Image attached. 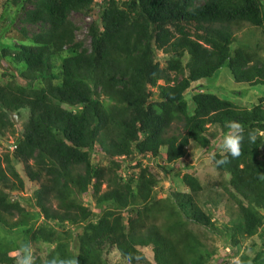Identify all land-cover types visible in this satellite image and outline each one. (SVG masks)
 <instances>
[{
    "label": "trees",
    "instance_id": "16d2710c",
    "mask_svg": "<svg viewBox=\"0 0 264 264\" xmlns=\"http://www.w3.org/2000/svg\"><path fill=\"white\" fill-rule=\"evenodd\" d=\"M9 7L32 30L0 44V60L18 71L0 82V136L16 138L0 155V264H17L23 245L40 244L45 255L33 252V264H110L115 252L124 264H211L218 248L190 226L220 233L223 248L237 249L229 261L259 236L261 246L238 264H264V95L239 107L206 80L228 67L236 83L264 85V0H4ZM74 16L92 18L90 47L77 40ZM244 25L260 31L255 46L236 38ZM23 113L16 137L12 115ZM227 121L243 127L241 151L218 165L213 145ZM174 124L182 131L171 134ZM191 143L212 147L214 180L180 172L188 192L156 200L163 180L144 162L175 165ZM97 153L103 160L94 163ZM19 167L36 185L31 223H11L31 217L13 198L26 188ZM224 205L233 214L220 230L213 209Z\"/></svg>",
    "mask_w": 264,
    "mask_h": 264
},
{
    "label": "rangeland",
    "instance_id": "374dc122",
    "mask_svg": "<svg viewBox=\"0 0 264 264\" xmlns=\"http://www.w3.org/2000/svg\"><path fill=\"white\" fill-rule=\"evenodd\" d=\"M4 0H0V44L2 42H5L7 45L13 46L14 44H17L20 40H22L24 37L22 36L21 30L23 27L26 29L32 30V27L25 26L22 23V20L24 18L22 11L19 10V8H2V3ZM32 7L28 6L27 9H31ZM74 22L77 26H79V30L77 32V39L79 41H86V44L88 47H90L89 40L87 37V30L86 28L89 27L90 22L85 21V18L83 16H74ZM256 35L252 38V35ZM260 31L256 30L253 27L244 25L241 27L240 30L236 31V38L238 40H249L253 46L256 44V40L258 37H260ZM162 53H158V59L162 66H165L166 62V56ZM264 57V54H262ZM62 60V59H61ZM61 60L57 61L58 66H56V71L60 69ZM4 74L7 76V78L4 77ZM12 74H18V71L16 67L11 64H8V62L4 60H0V82L6 84L11 80ZM210 82L209 86L210 88H213V92L217 94L220 98H227L230 99L236 106L239 107H246L250 106L252 103H255L257 101V98L259 96L264 95V85H250V84H242V83H236L235 80L232 78V75L230 73V70L228 67L222 69L219 71L215 77L211 79H206ZM163 84V83H161ZM209 88V89H210ZM212 91V90H211ZM27 114L23 113L22 116L19 118L17 117V125L16 128L18 130L19 136L20 132L22 131L23 125L27 121ZM182 131V125L174 124L171 129V134L181 132ZM15 137L11 136L9 133H7L4 137L0 136V155H3L7 152H12L14 147V141ZM218 143L214 144L213 148L214 150L218 151L217 147ZM212 147L210 146L209 149H202L199 146H197L194 143H191L190 147L186 150L185 157L177 164L175 165H166L161 160H153L148 159L144 162L145 166H150L155 171L159 172L160 178L163 180L160 182L158 187L155 189V197L156 200H166V198L169 197L173 193V191L178 192H188L187 188L184 186V184L181 181V176H178L181 172L183 173H191L193 175L198 176L201 178L204 184H207L209 180H214L215 177V171L212 168L211 163V155H212ZM103 160V155L101 153H97L93 156V162L99 163ZM132 165V164H131ZM135 165V163H133ZM158 165H161L163 168L165 167L167 169V173L163 170L161 171L158 168ZM126 167V165H125ZM19 173L21 174L22 178H24V174L22 172L21 167L18 168ZM127 170V169H126ZM126 170L121 171L120 174L125 176V174H128ZM126 172V173H125ZM25 179V178H24ZM26 188L23 193H13L14 199H21L22 203L26 207L27 211L31 214V217L24 216L22 218L14 219L11 223H15V221H20L23 219L25 222L31 223L33 222L32 219V213H34L36 210V207L34 206V202L32 201V193L34 189L36 188V185H34L31 182H28L25 179ZM105 189V187H104ZM13 199V200H14ZM84 203L90 204L93 207V210L95 212H99L98 208L95 205V202L91 199V195H86L83 197ZM54 206L56 207V203H54ZM214 212V220L215 224L220 230H225L224 226L229 225V222L232 218L233 211L230 209V207L224 205L223 207L213 209ZM42 222V220L40 221ZM191 230L195 231L198 235L207 237L209 243L211 245H214L218 248V255L214 256L211 264H238L239 257L242 253L251 254V246L255 243L256 249L261 246V240L259 236L253 238V239H245L242 244V248L240 251L239 257L228 260L229 255L235 254L237 249H228L223 248L221 242V236L220 233H211L206 232L205 229L197 227V226H190ZM75 241V240H74ZM73 243V242H72ZM74 246V244H72ZM40 250H36L34 246L31 248V252L36 253L39 252L40 255L44 256L46 251V245L40 244ZM14 256H17L18 260L22 258V256L19 253H14ZM110 264H124L122 258L120 255L115 252L112 253L109 258Z\"/></svg>",
    "mask_w": 264,
    "mask_h": 264
},
{
    "label": "clouds",
    "instance_id": "9594fccd",
    "mask_svg": "<svg viewBox=\"0 0 264 264\" xmlns=\"http://www.w3.org/2000/svg\"><path fill=\"white\" fill-rule=\"evenodd\" d=\"M91 19H92L91 17L87 16L85 18V21L91 22ZM88 28H86L85 30L88 31ZM225 127L228 128L229 131L224 135L222 140L217 145L218 149L221 152V159L216 161L218 165L228 163V156L224 155L225 153H228L233 158H235L240 155V151H241V141L243 139L242 125L237 121H227ZM249 138L251 140H254L255 139L254 133L250 132ZM22 251L25 253V255L17 261V264H33L34 258L32 256L30 245H23ZM47 264H78V261L76 259H71V258L61 259L59 257H53L51 260L47 261Z\"/></svg>",
    "mask_w": 264,
    "mask_h": 264
},
{
    "label": "water",
    "instance_id": "95a60500",
    "mask_svg": "<svg viewBox=\"0 0 264 264\" xmlns=\"http://www.w3.org/2000/svg\"><path fill=\"white\" fill-rule=\"evenodd\" d=\"M12 118H13V122L15 125H17L18 121H17V115H12Z\"/></svg>",
    "mask_w": 264,
    "mask_h": 264
}]
</instances>
